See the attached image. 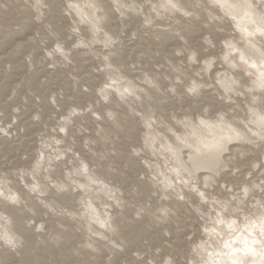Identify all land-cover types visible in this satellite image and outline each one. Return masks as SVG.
<instances>
[{
    "label": "rangeland",
    "instance_id": "obj_1",
    "mask_svg": "<svg viewBox=\"0 0 264 264\" xmlns=\"http://www.w3.org/2000/svg\"><path fill=\"white\" fill-rule=\"evenodd\" d=\"M117 1L0 0V264H19L26 246L51 264L67 252L71 264H219L245 237L264 252V85L245 86L264 59L241 57L264 58L261 26L191 0ZM224 53L239 64L229 92L214 80ZM204 122L229 146L206 181L180 161L215 141Z\"/></svg>",
    "mask_w": 264,
    "mask_h": 264
},
{
    "label": "bare ground",
    "instance_id": "obj_2",
    "mask_svg": "<svg viewBox=\"0 0 264 264\" xmlns=\"http://www.w3.org/2000/svg\"><path fill=\"white\" fill-rule=\"evenodd\" d=\"M40 1V0H39ZM175 1V0H174ZM181 1V0H180ZM184 1V0H183ZM182 1V2H183ZM192 2V4L194 3V4H198V6H200V9L201 8H203V7H207V9H209V11H210V9L211 10H213V9H215L217 6H219V8H220V6H222V7H224L225 9L224 10H226V11H228L229 13H232L235 17H236V20H237V22H238V24L240 25V27H242V28H245L246 30H248L249 32L252 30V28L251 27H253L252 25H253V23L254 22H256V25L254 26V27H256L257 29H259V27H260V29H259V31L261 30V32L264 30V29H262V28H264V12H259L258 10H257V8L259 7H257V5H256V8H255V4L254 5H252V3H254V2H252L253 0H191ZM259 1H262V0H259ZM54 2H56V1H54ZM117 2H119V0L117 1ZM127 2H128V0H127ZM133 2V1H132ZM131 2V3H132ZM177 2V1H176ZM182 2H181V5H182ZM120 3V2H119ZM134 3V2H133ZM184 3L186 4V3H190V1L188 0L187 2H183V5H184ZM37 4V3H36ZM121 4V3H120ZM120 4H117V6L119 7V8H123V5L121 6ZM124 4H125V2H124ZM263 4V3H262ZM38 5V4H37ZM36 5V6H37ZM120 5V6H119ZM128 4H126V6H127ZM183 5H182V7H183ZM187 5V4H186ZM259 5V4H258ZM261 5V4H260ZM189 6V5H188ZM103 7V6H102ZM107 7V6H106ZM128 7H129V9H133L134 8V6H132V5H128ZM176 7V6H175ZM184 7H185V5H184ZM193 7V6H192ZM196 7V6H195ZM261 7V6H260ZM259 7V8H260ZM93 8H95V7H93ZM88 9L89 11H91L90 13H92L93 12V10L94 9ZM98 9L100 8V7H97ZM96 8V9H97ZM103 8H105V7H103ZM125 8V7H124ZM179 8H180V6H179ZM187 8V7H186ZM37 9V8H36ZM39 9V10H38ZM38 12H36L37 14H41V3H39V5H38ZM86 9V8H85ZM126 9V11H127V8H125ZM125 9H122V10H125ZM136 9H137V7H135V11H136ZM196 9V8H195ZM199 9V8H198ZM222 9V8H221ZM220 9V10H221ZM88 10H86V11H88ZM134 10H132L131 12H133ZM176 10V9H175ZM202 10V9H201ZM216 10V9H215ZM217 10H218V8H217ZM216 10V11H217ZM216 11H214L213 10V13H215ZM223 11V10H222ZM96 12V11H95ZM94 12V14H96ZM101 12H102V8H101ZM125 12V11H124ZM137 12H138V9H137ZM212 12V11H211ZM99 13V12H98ZM98 13H97V16L95 17V20H97V18H98V20H99V15H98ZM128 13V12H127ZM130 13V12H129ZM136 13V12H135ZM179 13H180V11H179ZM199 13V12H198ZM37 14L35 15V16H37ZM93 14V13H92ZM100 14H102V13H100ZM197 14V13H196ZM231 14V15H232ZM91 15V14H90ZM199 15V14H198ZM87 16V15H86ZM92 16V15H91ZM90 16V17H91ZM107 16V15H106ZM109 16V15H108ZM27 17V16H26ZM93 17V16H92ZM103 17H105V15H103ZM108 18V17H107ZM39 18H38V16H37V18L35 17H33L32 18V20H34V22L33 23H36V20H38ZM103 19V18H102ZM105 19H106V17H105ZM110 20V19H109ZM257 20H259L258 21V23H257ZM27 21V20H26ZM25 21V22H26ZM101 21H103V20H101ZM104 21H106V20H104ZM194 21V20H193ZM29 22V20L27 21V23H26V25L27 24H29L28 23ZM94 22V21H93ZM234 22V21H233ZM100 23V22H99ZM98 23V24H99ZM255 24V23H254ZM257 25H259L258 27H257ZM29 26H30V24H29ZM100 26V25H99ZM102 26H103V23H102ZM1 28H2V25L0 26ZM4 27V26H3ZM24 27H26V26H24ZM34 27H35V25H34ZM33 27V28H34ZM163 27V26H162ZM253 27V28H254ZM0 28V29H1ZM27 28V27H26ZM256 28H255V30H256ZM123 29V28H122ZM25 30V29H24ZM24 30H22V31H24ZM32 30V29H31ZM243 30V29H242ZM254 30V31H255ZM121 31V30H120ZM161 31V30H160ZM245 31V30H244ZM257 31V30H256ZM258 31V32H259ZM37 32V31H36ZM124 32V31H123ZM125 33V32H124ZM157 33V32H156ZM160 33V32H159ZM245 33V32H244ZM257 33V32H256ZM255 33V34H256ZM251 34V33H250ZM120 35V34H119ZM118 35V36H119ZM126 35H127V32H126ZM22 36V35H21ZM254 36V35H253ZM261 36V35H260ZM254 37H256V36H254ZM262 37V36H261ZM131 38H132V36H131ZM131 38H127L128 39V41H129V39H131ZM135 38V37H134ZM248 38H250V37H248ZM253 38V37H252ZM258 38V37H257ZM119 39V38H118ZM139 40V39H138ZM233 40V39H232ZM236 40V39H235ZM254 39H252V41H253ZM31 42V41H30ZM125 42V41H124ZM133 41H131L130 42V44L132 43ZM234 42V41H233ZM232 42V43H233ZM236 42V41H235ZM254 42H255V40H254ZM236 43H238V42H236ZM241 43V45H242V42H239V44ZM246 43V42H245ZM129 44V45H130ZM135 44V43H134ZM234 44V43H233ZM244 44V43H243ZM237 45V44H236ZM259 45V46H258ZM240 46V45H239ZM238 46V47H239ZM257 46L258 47H260L261 45L260 44H257ZM256 46V47H257ZM213 47V46H212ZM69 48V47H68ZM236 48V47H235ZM242 48V47H241ZM243 48H244V46H243ZM246 48V47H245ZM254 48V47H253ZM240 49V48H239ZM247 49V48H246ZM261 48H259V50H260ZM191 50V49H190ZM251 50V49H250ZM19 51V50H18ZM20 52V51H19ZM19 52H16V53H19ZM241 52H243L244 53V50H242ZM16 53H14V54H12V56H16ZM252 53V52H251ZM259 53H261V52H259ZM225 54V53H224ZM234 54H237V53H234ZM233 55V54H232ZM237 56V55H236ZM250 56V57H249ZM249 56L248 55H245V54H243L241 57L244 59V61L246 62V63H248L249 65H252V66H256L257 64H259V62L260 61H262L264 58H263V56L262 55H257V53H253V54H249ZM212 57H213V55H212ZM234 57H235V55H234ZM238 57V56H237ZM107 59V58H106ZM210 59V58H209ZM209 59H207L208 61H206V66H205V70H209L210 69V66L212 65V62L211 61H209ZM224 59V60H223ZM222 60L223 61H225V62H222L221 64L223 65L224 63L226 64H224L225 65V67H223L224 68V70L223 71H221V70H219L218 72H216V75L215 74H213V75H215V77H214V80L216 79V81L218 82V84L219 85H221L222 87H224L225 88V91H227V92H229L228 90L230 89V91L231 90H233V89H235L236 87H237V85H236V83H238L237 82V76L236 77H234L233 75H232V72H230L231 70H230V67H232V69H233V66L235 65V64H238L237 62V60L236 59H234L231 55H227V54H225V57L223 58ZM204 60V59H203ZM214 60V59H213ZM240 60V59H239ZM221 61V60H220ZM241 61V60H240ZM105 62V61H104ZM263 62H264V60H263ZM12 64V63H11ZM107 64V63H106ZM118 64V63H117ZM204 64V63H203ZM218 64V63H217ZM241 64V63H240ZM223 65V66H224ZM239 65V64H238ZM7 66H9V65H7ZM215 66V65H214ZM241 66H243V65H240L239 67H241ZM10 67V66H9ZM9 67H7V68H9ZM220 67H222V66H220ZM219 67V68H220ZM235 68V67H234ZM242 68H244L245 69V66L244 67H242ZM261 68V67H260ZM6 70V69H5ZM215 70V69H214ZM7 71V70H6ZM12 71V70H11ZM209 71H211V70H209ZM252 71V70H251ZM250 72V71H249ZM11 73L12 72H10V74L9 75H11ZM215 73V72H214ZM234 73V72H233ZM252 75V74H251ZM209 76V75H208ZM249 76H250V74H249ZM34 77V76H33ZM253 78V77H252ZM37 79V78H36ZM11 80V79H10ZM9 80V81H10ZM33 80V79H32ZM213 80V79H212ZM240 81V80H239ZM247 81V80H246ZM252 81V82H251ZM249 83V85H245V86H250L251 88L252 87H254L253 88V92H254V89L256 90V88H257V90H261V89H259L260 87H258L259 85L260 86H262V85H264V75H260V76H258V77H256V78H254V79H252ZM202 82V81H201ZM245 81H243V83H244ZM248 82V81H247ZM246 83V82H245ZM10 85H11V83H10ZM244 86V85H243ZM240 87V86H239ZM245 88V87H244ZM223 89V88H222ZM237 89V88H236ZM250 88L248 87V90H249ZM263 89H264V87H263ZM202 90V89H201ZM246 90V89H245ZM224 91V90H223ZM238 92V91H237ZM250 91H248V93H249ZM251 92H252V89H251ZM256 92V91H255ZM254 92V93H255ZM235 93V92H234ZM253 93V94H254ZM226 94V93H225ZM252 93L250 94V95H253ZM261 94V93H260ZM246 95V94H245ZM262 95V94H261ZM229 96V95H228ZM255 97H258V95L257 96H255ZM255 99H257V98H255ZM252 106H253V104H252ZM256 106H257V104H256ZM250 108H252L251 106H250ZM253 108H254V106H253ZM4 109V108H3ZM254 109H256V108H254ZM264 112V111H263ZM264 120V119H263ZM217 121V120H216ZM209 122V121H208ZM254 122H256V121H254ZM257 123V126L259 127V125H261V124H258L259 122H256ZM260 123H262V122H260ZM204 125V126H203ZM202 125V127H203V129H204V131L206 132V133H209L208 134V136H211L212 134H214L215 133V141H213V142H208V141H206V142H204V141H201V144H200V146H199V144L198 145H196L197 147H198V151L196 150V149H194V150H190V151H188V156L187 157H185V158H181L182 160H180L181 161V165L183 166V167H185V168H187L189 171H190V173H193V174H195V175H200V173L202 172L201 170L202 169H205V171L207 170V172H206V174L205 175H202L205 179H204V181H206V179L207 178H211L210 177V171H211V173H212V171L215 169V167L217 166V164H218V160H219V158H218V155H219V152L218 153H215V155L213 154L214 153V150H219L218 148H221L222 146H226L227 145V141L225 140V138H223V136L221 135V137H219L218 136V132L216 131V129L215 128H217V127H213V125L211 126V125H208V123L206 122H204V124ZM235 126V125H234ZM238 126V125H237ZM192 127V126H191ZM200 128V127H199ZM220 128V127H219ZM247 128V127H246ZM198 129V128H197ZM193 130V129H192ZM199 130V129H198ZM233 130H234V132L233 133H235V135H240L241 137H242V139L245 141V140H252V137H251V135L246 131L247 129H245L244 130V128L243 129H240V128H238V127H233ZM191 132V131H190ZM201 133V132H200ZM202 134V133H201ZM200 136V135H199ZM230 136V135H229ZM232 137V136H231ZM254 137V136H253ZM30 138V137H29ZM255 138H256V136H255ZM191 140H192V137H191ZM240 140V139H239ZM241 141V140H240ZM177 142V141H176ZM234 142V141H233ZM194 143H196L195 141H194ZM232 143V142H231ZM240 143V142H239ZM179 144V143H178ZM175 145H176V143H175ZM172 146H173V143H172ZM180 146V145H179ZM228 146V145H227ZM229 147V146H228ZM223 148V147H222ZM177 149H178V147H177ZM225 149H226V147H225ZM237 149V148H236ZM197 152H196V151ZM224 150V149H223ZM209 151V153L208 154H212L213 156H214V158L216 159L215 161H213V159H211V158H209V156L208 157H206L207 156V153L206 152H208ZM183 153V152H182ZM220 153H221V151H220ZM233 153H234V150H233ZM185 154V153H184ZM225 154V153H224ZM184 156V155H183ZM224 156V155H223ZM200 172V173H199ZM204 174V173H203ZM213 175V174H212ZM211 175V176H212ZM198 177V176H197ZM199 177H201V176H199ZM198 177V179L200 180V178ZM203 177H201L202 179H203ZM148 181V180H147ZM146 181V182H147ZM198 181V180H197ZM201 182V181H200ZM208 182V181H207ZM148 184V183H147ZM151 184V183H150ZM156 184V183H155ZM206 184V183H205ZM204 184V185H205ZM146 185V184H145ZM157 185V184H156ZM151 186V185H150ZM158 186V185H157ZM206 186V185H205ZM160 187V186H159ZM246 187V186H245ZM250 187V186H249ZM154 191L157 189V187H155L154 186V184H153V188H152ZM164 189V188H163ZM165 189H166V187H165ZM246 189H248V187L246 188ZM162 190V189H161ZM148 192V191H147ZM164 193V195L165 196H167V192H166V190L165 191H163ZM243 192V191H242ZM246 192H247V190H246ZM249 192V191H248ZM163 195V196H164ZM239 195H241V194H239ZM245 195V194H244ZM65 196H67V195H65ZM243 196V195H242ZM66 198H69L68 196L67 197H64V199L66 200ZM71 198V197H70ZM69 198V200H72V199H70ZM166 198V197H165ZM237 198H238V196H237ZM243 198H245L244 196H243ZM167 199H168V196H167ZM239 199H240V197H239ZM242 199V198H241ZM240 199V200H241ZM68 201V200H67ZM166 201V200H165ZM244 201V200H243ZM68 202H70V201H68ZM4 204V203H3ZM9 204V203H8ZM8 204H6V205H8ZM70 204V203H69ZM11 206V205H10ZM6 207V206H5ZM18 207V206H17ZM35 207V206H34ZM13 208V207H12ZM1 209V208H0ZM9 209V208H8ZM20 209V208H19ZM23 209H24V207L23 208H21L20 210H18V208L17 209H14L13 208V210H11V209H9V210H11V211H9V212H7V213H9V214H11V216H13L14 217V220H16L15 221V227L19 230V232L21 233H23V235H27V237H32L34 234H36V232H37V229H35V230H29V229H27L28 228V226H27V224H26V222H24V220H25V218H24V220H22L23 219V217L25 216V215H23V217L21 218V214H23L24 213V211H23ZM8 211V210H7ZM23 213H22V212ZM37 211V210H36ZM38 212V211H37ZM6 213V212H5ZM3 214V213H2ZM4 215V214H3ZM6 215V217H7V214H5ZM10 216V215H9ZM26 217V216H25ZM8 218V217H7ZM11 218V217H10ZM11 220H13L12 218H11ZM26 221V220H25ZM12 223H13V221H12ZM87 225V224H86ZM31 228H33V226L31 227ZM37 228V227H36ZM82 228V227H81ZM17 229H15V230H17ZM41 229V228H40ZM39 229V230H40ZM44 230V229H43ZM34 231H35V233H34ZM45 232V231H44ZM48 232V231H47ZM21 233V234H22ZM34 237V236H33ZM68 238V237H67ZM70 239V238H69ZM30 240V239H29ZM241 240L243 241V243H244V245H237V244H235V245H233V239H231V240H228V243H229V248H228V251L227 252H222V254L224 253V255L221 257V256H219V257H221V258H219V264H223L222 263V260H224L225 259V262H227V264H243L244 263V260H243V257L245 256V255H247V256H249L250 254L252 255H254V254H256L257 256V259H258V261L257 262H255L254 264H264V259L262 260L261 258H264V252H261V251H259L260 249H258V247H257V245H254V240H251V239H249V237H247V239H246V237L244 238V240L241 238ZM32 242V241H31ZM257 242V241H256ZM52 244V243H51ZM28 245H31V244H28ZM137 245V244H136ZM263 245V244H262ZM32 246V245H31ZM27 247V248H26ZM25 248V251H23V256L21 257L22 258V260H21V262L19 261V264H32L33 263V261L34 260H38L39 262H41L42 264H48L49 263V261H50V259L48 260L47 259V261L45 260V259H43L42 257H39L38 256V254H35V252H34V250L32 249V248H30V246H26ZM47 248V247H46ZM56 248V247H55ZM58 249V248H57ZM250 249L252 250V251H250ZM47 250V249H46ZM50 250V249H49ZM37 253V252H36ZM247 256H245L244 258H247ZM250 257V256H249ZM5 259V258H4ZM58 259V258H57ZM71 259H72V255L70 254V253H65V255H63L58 261H56V259H55V261L54 260H52V261H54V262H52V264H55V263H64V264H68V263H70L71 264ZM254 260V259H253ZM12 262V261H11ZM18 264V263H17ZM49 264H51V263H49Z\"/></svg>",
    "mask_w": 264,
    "mask_h": 264
},
{
    "label": "snow or ice",
    "instance_id": "obj_3",
    "mask_svg": "<svg viewBox=\"0 0 264 264\" xmlns=\"http://www.w3.org/2000/svg\"><path fill=\"white\" fill-rule=\"evenodd\" d=\"M262 34H264V31H262ZM196 90H197L196 86H193L190 89V91H192V92H195ZM262 119H264V118H262ZM261 232L264 233V227H261ZM250 251H252V250L250 249Z\"/></svg>",
    "mask_w": 264,
    "mask_h": 264
}]
</instances>
